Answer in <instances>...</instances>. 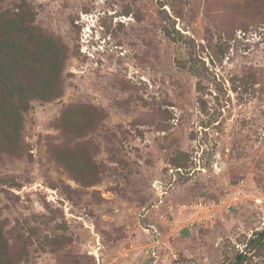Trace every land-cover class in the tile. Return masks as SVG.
I'll use <instances>...</instances> for the list:
<instances>
[{
    "label": "rangeland",
    "instance_id": "374dc122",
    "mask_svg": "<svg viewBox=\"0 0 264 264\" xmlns=\"http://www.w3.org/2000/svg\"><path fill=\"white\" fill-rule=\"evenodd\" d=\"M25 10L68 58L0 153L11 264H233L264 228V3L0 0ZM68 106L94 127L64 135Z\"/></svg>",
    "mask_w": 264,
    "mask_h": 264
},
{
    "label": "trees",
    "instance_id": "16d2710c",
    "mask_svg": "<svg viewBox=\"0 0 264 264\" xmlns=\"http://www.w3.org/2000/svg\"><path fill=\"white\" fill-rule=\"evenodd\" d=\"M256 1L264 3V0ZM33 18V13L26 10L0 16V153H20L18 142L23 114L29 111L32 102H49L61 95L67 50L53 36L36 28ZM72 115L84 120L83 127L78 119H70ZM95 118L88 107L68 106L61 113L59 127L64 135H83L88 131L86 128L94 127ZM57 160L77 182L86 183L87 178L82 176L84 161L74 159L67 151L58 154ZM246 247L235 256L233 264H243L251 251L254 256H264V228L250 236ZM7 249L0 228L3 264H11Z\"/></svg>",
    "mask_w": 264,
    "mask_h": 264
}]
</instances>
